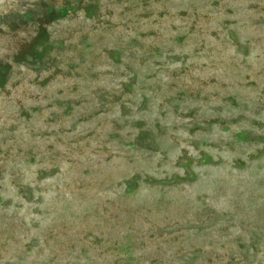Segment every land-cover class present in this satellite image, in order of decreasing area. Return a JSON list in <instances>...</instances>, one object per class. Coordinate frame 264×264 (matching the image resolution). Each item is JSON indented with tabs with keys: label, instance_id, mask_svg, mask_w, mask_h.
Segmentation results:
<instances>
[{
	"label": "rangeland",
	"instance_id": "1",
	"mask_svg": "<svg viewBox=\"0 0 264 264\" xmlns=\"http://www.w3.org/2000/svg\"><path fill=\"white\" fill-rule=\"evenodd\" d=\"M0 264H264V0H0Z\"/></svg>",
	"mask_w": 264,
	"mask_h": 264
}]
</instances>
